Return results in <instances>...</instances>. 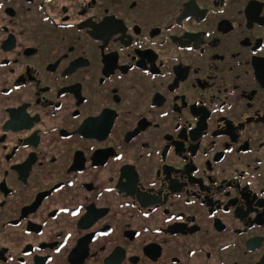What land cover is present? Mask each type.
Wrapping results in <instances>:
<instances>
[{
  "label": "flooded vegetation",
  "instance_id": "obj_1",
  "mask_svg": "<svg viewBox=\"0 0 264 264\" xmlns=\"http://www.w3.org/2000/svg\"><path fill=\"white\" fill-rule=\"evenodd\" d=\"M0 264H264V0H0Z\"/></svg>",
  "mask_w": 264,
  "mask_h": 264
},
{
  "label": "snow or ice",
  "instance_id": "obj_2",
  "mask_svg": "<svg viewBox=\"0 0 264 264\" xmlns=\"http://www.w3.org/2000/svg\"><path fill=\"white\" fill-rule=\"evenodd\" d=\"M115 31H119V29H118V28H116V29H115ZM116 159H117V160H120V159H122V157H120V156H117V157H116Z\"/></svg>",
  "mask_w": 264,
  "mask_h": 264
}]
</instances>
